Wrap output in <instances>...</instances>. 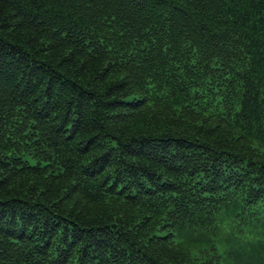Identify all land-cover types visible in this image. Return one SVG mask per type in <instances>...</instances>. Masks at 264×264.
Masks as SVG:
<instances>
[{
  "label": "trees",
  "instance_id": "16d2710c",
  "mask_svg": "<svg viewBox=\"0 0 264 264\" xmlns=\"http://www.w3.org/2000/svg\"><path fill=\"white\" fill-rule=\"evenodd\" d=\"M0 264H264V0H0Z\"/></svg>",
  "mask_w": 264,
  "mask_h": 264
}]
</instances>
